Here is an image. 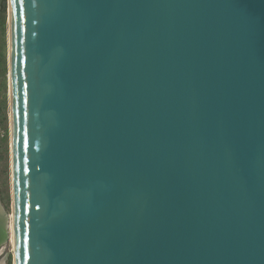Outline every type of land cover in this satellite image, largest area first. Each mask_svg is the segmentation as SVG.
<instances>
[{"label":"water","instance_id":"obj_1","mask_svg":"<svg viewBox=\"0 0 264 264\" xmlns=\"http://www.w3.org/2000/svg\"><path fill=\"white\" fill-rule=\"evenodd\" d=\"M7 4L13 264H264V0Z\"/></svg>","mask_w":264,"mask_h":264},{"label":"rangeland","instance_id":"obj_2","mask_svg":"<svg viewBox=\"0 0 264 264\" xmlns=\"http://www.w3.org/2000/svg\"><path fill=\"white\" fill-rule=\"evenodd\" d=\"M7 0H0V205L10 220L11 215V174H10V124L8 87V13ZM9 223V222H8ZM9 229V224H8ZM8 237L0 245L3 264H13V251Z\"/></svg>","mask_w":264,"mask_h":264},{"label":"bare ground","instance_id":"obj_3","mask_svg":"<svg viewBox=\"0 0 264 264\" xmlns=\"http://www.w3.org/2000/svg\"><path fill=\"white\" fill-rule=\"evenodd\" d=\"M8 65H9V56H8ZM10 217V220H9V231H10V241H11V244H13V234H12V215L9 216Z\"/></svg>","mask_w":264,"mask_h":264}]
</instances>
